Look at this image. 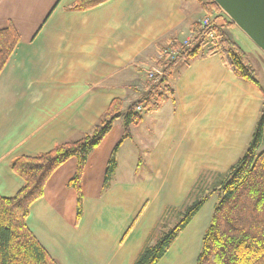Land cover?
<instances>
[{"label":"crops","instance_id":"0c3cea01","mask_svg":"<svg viewBox=\"0 0 264 264\" xmlns=\"http://www.w3.org/2000/svg\"><path fill=\"white\" fill-rule=\"evenodd\" d=\"M73 2L0 0V29L11 23L19 36L0 72L1 196L23 184L12 158L81 136L113 98L125 107L145 95L146 72L162 71V49L181 43L205 13L184 0L68 9ZM170 82L173 96L158 109L136 107L141 118L119 145L106 188L105 162L123 134V116L89 153L76 223V191L67 184L74 158L30 204L26 225L59 264H132L172 222L168 216L217 188L246 149L264 101L261 86L238 78L217 54L192 59ZM216 200L215 193L205 199L155 264L195 263Z\"/></svg>","mask_w":264,"mask_h":264},{"label":"trees","instance_id":"16d2710c","mask_svg":"<svg viewBox=\"0 0 264 264\" xmlns=\"http://www.w3.org/2000/svg\"><path fill=\"white\" fill-rule=\"evenodd\" d=\"M106 0H74L71 10H84ZM205 13L215 9L223 17L222 24L201 27L198 20L191 23L194 35L178 49L170 60L161 57L159 80H145V95L122 106L121 98H113L106 110L81 136L59 143L35 155H20L11 159L10 167L23 184L10 197L0 195V264H59L36 240L26 225L30 204L44 194L50 175L65 161L75 159V169L67 181L76 191L75 223L81 215L80 178L89 153L97 147L111 128L115 118L123 116V134L113 145L105 162L102 187L106 188L116 169V153L123 139L130 134L131 123L139 121L138 105L156 110L173 96L170 78L192 59L217 54L224 65L238 78L259 86L256 70L248 53L231 37L235 26L212 0H199ZM210 31L213 36L209 37ZM19 40L15 27L9 23L0 29V72L6 65ZM264 101L250 141L241 156L228 168L221 184L188 204L173 226L162 230L151 244H145L132 264H155L164 254L177 233L198 211L205 199L215 193L209 224L203 234L201 248L194 264H264ZM169 208L164 210L167 212Z\"/></svg>","mask_w":264,"mask_h":264},{"label":"water","instance_id":"95a60500","mask_svg":"<svg viewBox=\"0 0 264 264\" xmlns=\"http://www.w3.org/2000/svg\"><path fill=\"white\" fill-rule=\"evenodd\" d=\"M264 53V0H212Z\"/></svg>","mask_w":264,"mask_h":264},{"label":"rangeland","instance_id":"374dc122","mask_svg":"<svg viewBox=\"0 0 264 264\" xmlns=\"http://www.w3.org/2000/svg\"><path fill=\"white\" fill-rule=\"evenodd\" d=\"M188 4H189V6H194L196 10L202 9V6H201L199 0H184V6H186ZM204 14H206V13H204ZM201 16H198L196 19H199ZM230 35L248 53L249 58H250L253 66L255 67V70H256V72H255L256 78L259 82V85L261 86V88L264 91V53L237 26H232L230 28ZM120 131L121 130H119V132L115 135V138H114L115 140L118 139ZM112 134H114V131L111 132L110 136H112ZM121 135H122V133H121ZM121 135H120V137H121ZM104 147H106V142L104 143ZM260 148H264V140H263ZM186 206H183L182 209L180 210V212H182ZM172 215L173 214L169 215L167 218V219H171L172 222L169 223V225L166 226L164 229H167V228L173 226L174 223L180 217V213H177L176 216H172Z\"/></svg>","mask_w":264,"mask_h":264},{"label":"built area","instance_id":"2783aa9c","mask_svg":"<svg viewBox=\"0 0 264 264\" xmlns=\"http://www.w3.org/2000/svg\"><path fill=\"white\" fill-rule=\"evenodd\" d=\"M218 14L219 13L215 9H213L211 12L202 15L198 19V21L201 24V27L213 26L215 23L216 24H222L224 22V18L222 16L216 18V16ZM212 36H213V31H210L209 37H212ZM193 37H194V35L192 33H190L187 37L182 39L181 44L187 45L192 40ZM177 52H178L177 48L166 46L160 52L159 58L165 56L168 59L172 60L176 56ZM160 76H161V72H154V71H151V70L147 71L146 74H145V78L147 80H153V81L159 80ZM137 109H139V106H137Z\"/></svg>","mask_w":264,"mask_h":264}]
</instances>
